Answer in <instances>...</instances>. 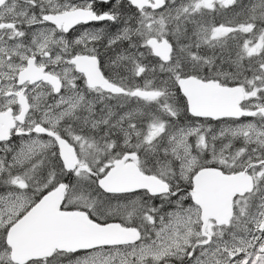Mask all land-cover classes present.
<instances>
[{
    "label": "snow or ice",
    "instance_id": "1",
    "mask_svg": "<svg viewBox=\"0 0 264 264\" xmlns=\"http://www.w3.org/2000/svg\"><path fill=\"white\" fill-rule=\"evenodd\" d=\"M0 264H264V0H0Z\"/></svg>",
    "mask_w": 264,
    "mask_h": 264
}]
</instances>
